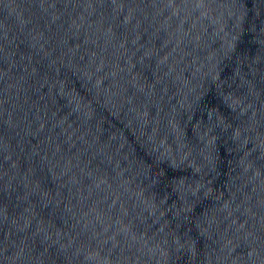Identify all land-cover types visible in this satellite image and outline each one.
<instances>
[{
	"label": "water",
	"instance_id": "95a60500",
	"mask_svg": "<svg viewBox=\"0 0 264 264\" xmlns=\"http://www.w3.org/2000/svg\"><path fill=\"white\" fill-rule=\"evenodd\" d=\"M0 264H264V0H0Z\"/></svg>",
	"mask_w": 264,
	"mask_h": 264
}]
</instances>
